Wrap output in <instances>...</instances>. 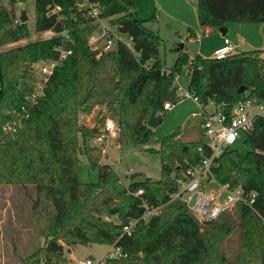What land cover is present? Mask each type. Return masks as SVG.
I'll use <instances>...</instances> for the list:
<instances>
[{
	"label": "trees",
	"instance_id": "trees-1",
	"mask_svg": "<svg viewBox=\"0 0 264 264\" xmlns=\"http://www.w3.org/2000/svg\"><path fill=\"white\" fill-rule=\"evenodd\" d=\"M97 1L101 17L127 34L132 47L118 39L98 56L88 44L98 24L86 10H78L77 0H35V31L52 29L56 35L0 50V191L3 183L36 187L32 215L45 238L24 264H65L66 247L90 243L121 248L124 255L108 259L109 264H264V116L255 119L244 139L249 150L227 148L211 165V179L254 191V200L249 195L248 202L206 223L183 201L172 199L178 188L175 175L211 155L203 130L198 139L182 142L180 129L157 137L147 124L152 113L166 117L165 102L180 101L177 76L186 67L188 91L205 109L202 122L211 102L228 110L242 99H264V49L191 57L184 45L175 48L177 58L168 66L160 56L162 36L146 25L154 15L140 16V0ZM197 4L202 26L264 23V0ZM55 5L61 10L48 14ZM15 10L0 0V47L30 37L28 21L14 22ZM61 46L71 53L49 76L23 125L3 139V124L13 117L12 110L28 104L35 89L33 64L59 57L55 47ZM87 104L106 107L120 127V144H159L149 148L161 156L159 179L134 178L125 184L111 164L101 162L103 149L91 141L101 135L106 115L93 126L81 123L79 110ZM81 154L99 167L97 181H80ZM140 189L142 194H135ZM144 201L162 206L161 211L140 219ZM132 219L140 220L132 234H124Z\"/></svg>",
	"mask_w": 264,
	"mask_h": 264
},
{
	"label": "rangeland",
	"instance_id": "rangeland-1",
	"mask_svg": "<svg viewBox=\"0 0 264 264\" xmlns=\"http://www.w3.org/2000/svg\"><path fill=\"white\" fill-rule=\"evenodd\" d=\"M172 0H140V14L142 16H151L157 14V19L149 20L148 27L153 30L160 29L163 42L160 46V56L166 65H173L177 57L175 50L181 43H185L187 51L191 56L200 53L202 56H213V49L217 43V32L202 30L197 21V14L193 13L185 19L192 26L199 28L200 35L198 38L190 42L187 36L190 34L188 25L181 22L182 16L171 11ZM2 3L8 8L15 6V14L22 9L27 10L28 23L31 30L30 37L17 42L6 44L0 47V50H6L18 45L41 39L42 35L35 31V0L12 1L2 0ZM165 7V8H163ZM110 23V21H109ZM119 33V32H118ZM122 38L129 40L127 34H120ZM230 39L236 43L239 49L264 48V23H232L230 25ZM243 37V39H241ZM184 47V46H183ZM236 50V49H235ZM264 55V54H263ZM35 62L33 71L37 78V83H43L44 76L35 71ZM190 75L188 67L177 76L179 85L178 95L180 101L175 103L171 109L167 111L166 117L162 123L154 127L157 137L164 136L177 129L181 132L177 139L182 142L193 141L198 139L202 134V117L198 114L202 108L200 104L186 96ZM35 85V87H36ZM212 106L207 107L211 109ZM12 110L13 117L5 122L2 126V137L13 136L23 125L26 118H21L19 123L11 130L6 131L4 126L14 119H18L17 113ZM101 112V114H99ZM99 114V115H98ZM106 115L105 121L101 122V135L106 136L103 140L98 141L97 138L92 139V145L102 147L103 156L101 162L111 164L119 173L121 180L125 184L131 181V174L139 172L141 175L135 179H143L149 177L159 179L161 177V156L157 152H152L149 148H158L159 144H120L118 134L120 127L117 122L107 115L106 107L100 105L87 104L79 110V121L88 126H93L98 120V116ZM108 123H113L116 130L112 132L107 129ZM242 152L249 150L248 144L244 141V137L239 139L234 146ZM81 162L78 167V175L80 181L90 182L98 179V166L90 165L87 157L80 155ZM216 180H210V187H216ZM207 184L209 183L206 181ZM37 195L34 185L23 186L20 184H2L0 191V264H24V260L36 252L40 246L44 244L45 238L38 232L37 223L32 215V203ZM112 246L100 244H78L73 247H66L65 253L68 258L65 264H76L77 259L94 257L96 259L110 255L115 252ZM113 258V257H111ZM40 264H44L43 260H39ZM31 262V261H30ZM37 264V263H36ZM116 264H122L121 261Z\"/></svg>",
	"mask_w": 264,
	"mask_h": 264
},
{
	"label": "built area",
	"instance_id": "built-area-1",
	"mask_svg": "<svg viewBox=\"0 0 264 264\" xmlns=\"http://www.w3.org/2000/svg\"><path fill=\"white\" fill-rule=\"evenodd\" d=\"M21 1V0H12ZM76 6L78 10H86L87 15L94 19V23L98 24L97 29L90 35L88 44L93 50H98V56L103 51L110 50L116 40L122 39L132 47L131 38L126 40L122 38L119 28L113 25L108 18L101 17L102 6L97 0H77ZM61 10L60 5L51 7L48 14L57 13ZM21 21L20 12L15 16V23ZM110 21V23H109ZM119 32V33H118ZM42 38H52L56 32L52 29L42 33ZM61 34L68 37L64 30ZM235 45L228 38H224V44L217 48L212 57L223 58L235 51ZM59 51V57L41 60L36 63L35 71L44 76L43 83H38L34 91L29 95L28 104H24L20 109L15 110L18 119L12 120L4 126L6 131L14 128L21 118L29 116L30 107L37 103L38 97L44 94L45 87L49 76L54 72L71 50H65L62 46L55 47ZM168 70V68L166 69ZM186 96L191 97L199 103L198 97L194 96L187 90ZM211 109H207V116L202 122L203 135L207 138L211 147V155L204 157L201 162L193 167L182 170L175 175L177 190L172 194V199L183 201L195 217L201 222L206 223L218 218L222 213L232 211L239 203L248 202V196L251 195L253 201L256 192L247 193L241 186L232 187L228 183L216 182V187H210L211 165L215 158L220 156L225 149L231 148L241 138H247L254 130L255 119L264 116V99L247 98L234 103L228 110L221 109L214 102L210 103ZM173 104L165 102L164 108L171 109ZM203 109V107H202ZM205 109L202 110V112ZM109 131L116 130L113 123H108ZM105 134L97 137V140H103ZM208 181L209 183L207 184ZM143 190H138L135 194H142ZM145 211L140 219L148 220L152 215L158 214L162 206H150L147 202H143ZM140 219H132L128 224L124 225V234H132L136 224ZM115 252L110 255L100 257H87L77 259L76 264H109L108 259L111 257H122L124 254L120 247L112 246Z\"/></svg>",
	"mask_w": 264,
	"mask_h": 264
},
{
	"label": "crops",
	"instance_id": "crops-1",
	"mask_svg": "<svg viewBox=\"0 0 264 264\" xmlns=\"http://www.w3.org/2000/svg\"><path fill=\"white\" fill-rule=\"evenodd\" d=\"M198 0H172L171 1V6H170V10L171 11H173V12H176L177 14H179V15H181L182 16V18L183 19H181V22H183L184 24H186V25H188V30H190L189 32H190V34L187 36L188 38V40L190 41V42H193L192 40H194L195 38H198L199 37V35H200V32H199V28H197V27H195V26H192L191 24H195V23H190L189 21H187L186 19H185V16L186 17H188L189 15H191V14H193V13H195V14H197V21H198V23H199V19H198V10H197V6H198ZM139 7H140V5H139ZM139 7H138V11H139V14H140V10H139ZM163 8H165V7H163ZM152 15H154V19H152V20H155V19H157V14L155 13V14H152ZM151 15V16H152ZM140 16L142 17V18H149V17H151V16H142L141 14H140ZM147 22L148 21H146V25H147ZM232 23H228L225 27H222V28H219V29H217V28H214V27H212V26H209V25H206V26H202V25H200V23H199V27L200 28H202V30H208V31H215V32H217V34H215L216 35V38H217V43H216V45H215V47L213 48V49H211V52H213L214 53V51L217 49V48H219V47H221L223 44H224V38L225 37H228L229 39H230V35H229V32H230V25H231ZM148 26V25H147ZM151 28V27H150ZM191 29H193V32L195 33V34H193L192 35V31H191ZM222 29V30H221ZM156 31H158L159 32V34H161V30L160 29H157ZM241 39H243V37H241ZM231 40V39H230ZM232 41V40H231ZM232 43H233V41H232ZM184 45H186L185 43H183ZM234 45H235V51H240V50H247V49H239V48H237V46H239V45H237L236 43H233ZM261 49H264V48H261ZM190 54V53H189ZM198 54H200V53H198ZM190 56H191V54H190ZM209 56L210 57H212L211 56V54H209ZM191 57H193V56H191ZM206 57V56H205ZM177 58V57H176ZM176 60V59H175ZM200 104V103H199ZM200 106H201V104H200ZM201 108H202V106H201ZM203 110V109H202ZM202 110L198 113V114H202ZM102 247V246H101Z\"/></svg>",
	"mask_w": 264,
	"mask_h": 264
},
{
	"label": "water",
	"instance_id": "water-1",
	"mask_svg": "<svg viewBox=\"0 0 264 264\" xmlns=\"http://www.w3.org/2000/svg\"><path fill=\"white\" fill-rule=\"evenodd\" d=\"M20 18H21V21H22V22H25V21L28 20V14H27V10H26V9H22V10L20 11ZM221 30H222V29H221ZM183 46H184V44L181 43L178 47H183ZM244 89H245L244 87H241V88L239 89V91L241 92V91H243ZM163 119H164V116H163L162 114H155V113H152L151 116H150V118H149L148 121H147V124H148L150 127L154 128V127H157L159 124H161L162 121H163ZM139 175H141V173H139V172H133V173L131 174L130 178H131V179H134V178L138 177ZM101 246L103 247L104 245L101 244Z\"/></svg>",
	"mask_w": 264,
	"mask_h": 264
}]
</instances>
